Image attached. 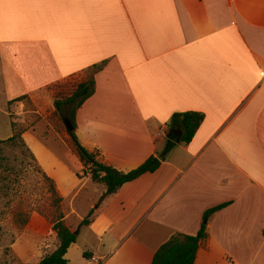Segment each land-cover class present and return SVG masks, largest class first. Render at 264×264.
<instances>
[{"label":"crops","instance_id":"obj_1","mask_svg":"<svg viewBox=\"0 0 264 264\" xmlns=\"http://www.w3.org/2000/svg\"><path fill=\"white\" fill-rule=\"evenodd\" d=\"M104 60L76 113L81 144L101 161L131 171L164 150L174 113L205 118L155 172L108 195L72 149L67 163L24 135L80 220L69 264H152L220 205L194 264H264V0H0L6 107L36 104L35 93Z\"/></svg>","mask_w":264,"mask_h":264},{"label":"rangeland","instance_id":"obj_2","mask_svg":"<svg viewBox=\"0 0 264 264\" xmlns=\"http://www.w3.org/2000/svg\"><path fill=\"white\" fill-rule=\"evenodd\" d=\"M86 73L68 79L34 94L30 98L13 101L6 107L0 93V139L11 137L15 131L35 135L68 163L73 153L68 122L72 125V105L56 108V101H65ZM25 142V143H24ZM7 145L0 165V264H35L41 255L51 253L60 241L53 224L60 216L75 230L79 219L69 217L68 200L56 202L60 195L40 168L26 140ZM76 154V153H75ZM85 192L77 206L86 209ZM80 255V253H79ZM68 258V257H67Z\"/></svg>","mask_w":264,"mask_h":264},{"label":"trees","instance_id":"obj_3","mask_svg":"<svg viewBox=\"0 0 264 264\" xmlns=\"http://www.w3.org/2000/svg\"><path fill=\"white\" fill-rule=\"evenodd\" d=\"M106 64L107 60H104L87 67L84 70V73L87 74L86 79L82 80L77 85L73 94L65 101H56V108L62 110L66 104L75 105L71 111L73 129L72 131H69L72 140V147L83 163L85 173L91 174V179L94 183L105 185L106 195H108L117 192L124 184L134 181L146 173L155 172L161 166L167 153L176 145V143L168 139L164 150L160 154L150 156L140 166L128 172L119 171L115 167L101 161L98 158L97 153L88 150L81 144L76 134V113L84 102L95 93V75L102 70ZM25 98H27V96L20 97L19 99H16V101H22ZM204 118V113L198 111L176 112L172 115L168 127L170 131L176 129L181 130V142L190 143L203 123ZM22 134V131H15L11 137L0 139V165L1 160L3 159L2 154L5 146L15 144L18 140L24 142ZM45 176L48 180L53 182L54 193H58L54 180L46 174ZM63 200V197L59 195L56 202L60 203ZM222 207H224V205L212 208L205 213L202 227L196 235L178 233L172 236L156 251L152 264H194L200 242L208 236V218L212 213ZM95 215L96 209L92 208L87 216L81 221V225H90L93 222ZM53 230L57 233L60 243L53 252L46 254L37 264H69L66 255L72 244L76 243L78 233L71 229L62 215L54 222Z\"/></svg>","mask_w":264,"mask_h":264},{"label":"water","instance_id":"obj_4","mask_svg":"<svg viewBox=\"0 0 264 264\" xmlns=\"http://www.w3.org/2000/svg\"><path fill=\"white\" fill-rule=\"evenodd\" d=\"M72 129H73L72 125L70 124V122H68V130L72 131ZM167 137L168 139L172 140L175 143H180L182 137V131L178 129L172 130L171 132L168 133Z\"/></svg>","mask_w":264,"mask_h":264}]
</instances>
